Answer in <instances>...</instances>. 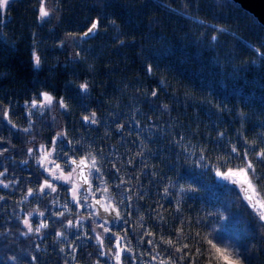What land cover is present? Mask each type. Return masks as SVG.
<instances>
[{
    "label": "trees",
    "instance_id": "16d2710c",
    "mask_svg": "<svg viewBox=\"0 0 264 264\" xmlns=\"http://www.w3.org/2000/svg\"><path fill=\"white\" fill-rule=\"evenodd\" d=\"M41 7L49 16H39ZM94 20L97 34L82 40ZM92 111L108 125L86 124ZM133 120L143 129L128 132ZM48 146L117 177L111 189L129 253L119 255L91 210L68 208L66 185L40 191L49 179L40 148ZM112 146L125 152L127 180L104 159ZM261 152L264 26L237 3L11 0L0 7V264H167L159 253L172 264H224L213 244L242 264H264ZM249 162L255 205L217 175ZM123 190L128 199L120 202ZM80 217L86 225L72 251L62 236Z\"/></svg>",
    "mask_w": 264,
    "mask_h": 264
},
{
    "label": "rangeland",
    "instance_id": "374dc122",
    "mask_svg": "<svg viewBox=\"0 0 264 264\" xmlns=\"http://www.w3.org/2000/svg\"><path fill=\"white\" fill-rule=\"evenodd\" d=\"M11 0H9L10 3ZM8 3V4H9ZM8 6V5H7ZM7 6L1 7V9L4 11ZM84 117H88L90 120H95L94 124H102L103 126H107L109 119L105 118H90L89 115H84ZM142 126L136 122L132 121L130 124V129L128 132L132 131H138L143 128ZM123 149V148H122ZM120 149L119 147H110L109 152L107 155L104 156V159L109 161L110 163L113 162L114 169H119L118 177L123 179H128V171L126 168V163L124 160L125 152L124 150ZM55 151L53 146L48 147H41L40 148V158L39 163L43 166V169L45 173L49 176V179L46 180L48 184H51L52 188L55 190L57 189L56 183L64 184L68 187V197L70 201L72 202V205L69 206V209L73 210V207H75L77 210L83 211L85 209L91 210L94 213V210L91 207V198L93 197H101L105 199L107 204H114L115 200L118 198L117 194L114 193V190L111 189L112 185L117 184V177L111 174H99L94 168L91 170V189L89 195L90 198H86V194L81 189L80 185L76 183L74 179V169L68 164V159L62 158V156L52 155V152ZM45 156L47 158L45 159ZM69 165V167L67 166ZM223 180V177H221ZM247 176L242 171L237 172V175L232 176L228 178L229 181L233 183H238L240 181H245ZM43 191L46 193L54 192L51 189L47 187L45 182L42 184ZM41 186V187H42ZM116 189V188H115ZM42 191V192H43ZM128 199L127 191L123 190L121 193V199L120 202H125ZM62 206V205H61ZM115 207H117L115 205ZM258 207L259 204H258ZM33 214L26 215L24 218V221H28V225H25V227L28 229L29 226L33 228L32 226V219L31 217ZM84 216V215H83ZM95 216V215H94ZM39 221L41 222V218L37 216ZM86 219L84 217H80L76 222H72L71 225L68 227V233L65 236H62V240L65 244H72L71 250L74 251L78 248V245L76 243L77 236L76 234L83 232L84 226L86 225ZM103 223V222H102ZM105 224V223H104ZM43 225V224H42ZM42 225H39V228L42 227ZM106 228L109 232L112 233V235L116 238L115 244L118 247L119 255H121L124 251V248L128 249L130 243L126 242L127 239H124L123 233L125 232V226L127 225V222L125 218H122L119 222L113 223V224H106ZM127 236V235H126ZM126 238V237H125ZM158 257H164L163 260L167 262V264H172L169 261V257L161 256V254H156Z\"/></svg>",
    "mask_w": 264,
    "mask_h": 264
},
{
    "label": "water",
    "instance_id": "95a60500",
    "mask_svg": "<svg viewBox=\"0 0 264 264\" xmlns=\"http://www.w3.org/2000/svg\"><path fill=\"white\" fill-rule=\"evenodd\" d=\"M231 1L237 3L243 10L251 14L261 25L264 26V0H231ZM93 23H98V21L94 20ZM88 29H86L80 35V38L82 40L94 37L98 32V27H97V29L93 30L92 33H88V35H85ZM82 91L85 92L86 89L82 88ZM153 97H156V94L153 95ZM91 116L95 118L96 112L92 111ZM84 118L83 120L85 121L86 124H90V125L94 124L92 122L93 120H90L89 118L85 120ZM68 163L74 169V179L76 183L80 185L81 189L85 194H88L91 189V170L93 165L95 164V161L93 159H87L86 157H79V158L72 157L68 160ZM236 185L248 204L255 205L258 202L253 192V189L248 188V183H245V181H240L236 183ZM249 196H251V200L248 199ZM97 201H99V203H97ZM91 207L94 210L95 217L99 221L105 224H113L121 220V214L119 209L115 207V205L112 203L107 204L105 199L101 197H93L91 199ZM105 207H109L110 211L105 212L104 211ZM116 210L119 211V216H116L115 214ZM124 250L127 253L130 252V250L126 248H124Z\"/></svg>",
    "mask_w": 264,
    "mask_h": 264
},
{
    "label": "snow or ice",
    "instance_id": "6c2138e0",
    "mask_svg": "<svg viewBox=\"0 0 264 264\" xmlns=\"http://www.w3.org/2000/svg\"><path fill=\"white\" fill-rule=\"evenodd\" d=\"M8 3H9V0H0V7L7 6ZM38 11H39V16L41 18L49 16V12L44 7L39 8ZM97 27H98V23H93L91 25V27L88 29V31L85 33V35H88V33H92L93 30L97 29ZM35 62H36V64L39 63V58L38 57L36 58ZM80 87L83 88V89H87L88 85L85 83V84L81 85ZM153 95H155V93H153ZM43 100L46 101L50 105L52 103V101H53V98L48 93H43ZM59 103L61 104V106H64L63 105V101H60ZM36 106H37L36 105V102L35 101H32V107H36ZM84 119L87 120L88 117H85ZM92 122L95 123V120H93ZM25 131H27V129H25ZM260 155L261 156H264V152H261ZM46 158H47V156H45V159ZM248 169H252L251 162L248 163V168L247 169H242L241 171L244 174H247ZM217 175L223 177L224 179H228V178H230L232 176L237 175V173L236 172H233L231 170H229L228 172L217 171ZM245 183H248V188L249 189L252 188L251 183H249L248 181H245ZM45 184L47 185V187L49 189H51L52 191H55V189L52 188L51 184H48L47 181H45ZM40 191H43V187L40 189ZM248 199L251 200V196H249ZM97 203H99V201H97ZM261 207L264 208V204H261ZM104 211L105 212L110 211L109 207H105L104 208ZM115 214H116V216H119V211L116 210L115 211ZM41 215H43V213H41ZM61 215H63V213H61ZM260 219L262 221H264V212H262L260 214ZM24 223H25V225H28V221L27 220H25ZM68 223H69V225H71L72 224V221H69ZM42 226L46 228L47 227V224L42 225ZM100 227L104 228V231L105 232L108 231V229L106 227H104L103 224H101ZM28 231L29 232L32 231L31 226L28 227ZM209 244H212V241L211 240L209 241ZM212 247L215 248V251L217 253V258L218 259H223L224 264H242L243 257H240L239 259L233 260L229 256H227V255L224 254L225 253V249H221L219 247H216L215 244H213ZM116 258L119 260V255H117Z\"/></svg>",
    "mask_w": 264,
    "mask_h": 264
},
{
    "label": "flooded vegetation",
    "instance_id": "af4514ba",
    "mask_svg": "<svg viewBox=\"0 0 264 264\" xmlns=\"http://www.w3.org/2000/svg\"><path fill=\"white\" fill-rule=\"evenodd\" d=\"M83 118H84V117H83ZM92 118H93V117H92ZM52 155H53V156H54V155H57V152H56V151H53V152H52ZM93 168H95L94 165H93L92 169H93ZM96 169H97V168H96ZM43 188H44V187H43ZM125 237H126V234H125Z\"/></svg>",
    "mask_w": 264,
    "mask_h": 264
}]
</instances>
